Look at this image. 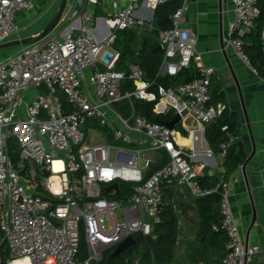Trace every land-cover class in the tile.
I'll return each mask as SVG.
<instances>
[{
  "label": "built area",
  "instance_id": "1",
  "mask_svg": "<svg viewBox=\"0 0 264 264\" xmlns=\"http://www.w3.org/2000/svg\"><path fill=\"white\" fill-rule=\"evenodd\" d=\"M35 1L0 0V44L21 38L17 15L31 11ZM77 1L79 7L86 8L83 0ZM168 1L128 0L105 19V28L98 23L93 26L95 18L88 11L64 12L58 26L69 20L79 25L24 45L0 63V264H81L82 232L89 254L83 264H92L125 238L152 234L162 221V184L166 180L187 186L197 197L217 191L200 187L197 178L202 175L176 142L178 130L136 114L132 102H156L158 113L173 108L183 121L191 117L202 129L225 109L223 104H211L215 70L203 64L189 29L181 26L188 0L171 16L172 27L159 32L164 50L159 75L176 76L190 69L195 60V78L177 87L157 84L153 89L154 83L145 79L141 66L131 64L129 78L136 89L124 93L122 82L127 76L116 69L121 57L114 48L118 31L154 28L153 18L140 16L138 9L146 3L154 10ZM231 1L234 16L228 44L251 66L248 43L240 31L255 29L261 14L258 0ZM261 39L264 51V25ZM61 94L70 110H66ZM126 99L133 109L130 117L115 107ZM95 121L122 144H86L91 129L102 130L93 125ZM133 133L144 135L149 145L135 147ZM11 139L19 150L16 162L9 151ZM227 147L222 144V158ZM161 150L167 151L170 161L145 179L146 155ZM208 153L212 155L211 150ZM121 181L134 184L128 201L113 199L115 191H104L115 182L121 191ZM221 185V228L229 238L221 264H248L262 252L261 247L243 237L227 185L223 180ZM46 194L51 198H45ZM118 208L120 216L115 213Z\"/></svg>",
  "mask_w": 264,
  "mask_h": 264
},
{
  "label": "crops",
  "instance_id": "2",
  "mask_svg": "<svg viewBox=\"0 0 264 264\" xmlns=\"http://www.w3.org/2000/svg\"><path fill=\"white\" fill-rule=\"evenodd\" d=\"M83 1L86 8L79 7L77 0H69L65 13L68 14L74 9L83 13L88 11L95 18L93 26L98 23L101 28H105V19L112 15L116 6L123 7L128 0ZM57 4V0H36L31 11L20 12L17 15V21L23 25L26 32L24 35L21 34V37L34 36L40 33L56 14ZM156 9L150 10L145 3L138 9V14L152 17L155 25ZM233 9L234 4L231 0H188L181 26L189 29L203 64L213 67L215 70L210 86L212 99L214 96L218 100L217 104H223L229 112H233L239 117V131L236 135L230 136V144L241 143L246 153V160L231 174L225 173L224 158L220 153L212 152V155H209L208 150L211 149L205 137V128L202 129L195 122L193 126H186L183 122L181 123L189 133L188 136H184L178 131L176 142L184 148L185 156L195 168L200 170L201 175H204L205 172L210 175H223L232 210L243 237L248 243L259 245L262 250L248 264H264V78L258 74L252 65L249 66L241 60L235 49L228 44V29L234 16ZM48 13H51V16L44 26L31 30L37 22L48 17ZM167 18H171V16ZM71 21L69 26L79 25L78 21ZM76 32L75 30L72 33ZM248 32L250 31L242 29L240 35L243 37ZM97 35L99 36L98 33ZM196 66L198 67V63L194 60L190 69L192 73L197 72ZM161 102L164 105L167 104L165 100ZM188 118L190 117L186 119ZM91 133L100 138L98 142L94 143L109 140L102 130L91 129L88 134ZM133 135L137 140L133 143L135 147L149 145L144 140V135L137 133H133ZM86 144L93 143H89L87 138ZM160 156L159 151L146 155L143 164L145 175L151 165L159 160ZM225 174L226 176H224ZM173 188L175 198L180 205H187L184 206L186 210H178L179 214L186 216L187 213L194 211L189 206L192 199L189 188L178 183L173 184ZM181 215L179 217L180 235L187 229L195 232L197 224L182 225ZM196 235L197 231L188 245L194 244Z\"/></svg>",
  "mask_w": 264,
  "mask_h": 264
},
{
  "label": "trees",
  "instance_id": "3",
  "mask_svg": "<svg viewBox=\"0 0 264 264\" xmlns=\"http://www.w3.org/2000/svg\"><path fill=\"white\" fill-rule=\"evenodd\" d=\"M184 0H169L161 4L156 9L155 25L152 29L134 30L126 29L118 31L114 48L120 51L121 57L117 63V70L126 73V79L122 82V91L132 92L136 89V84L129 78L130 65L138 64L144 70V77L147 81L154 83L153 89L157 84L165 87H177L180 84L191 81L196 77L197 72H191L185 69L176 76L158 75L162 66L164 50L160 49L159 32L163 29L172 27L173 22L168 16H172L180 8ZM261 14L256 21V27L246 33L243 38L248 42L246 53L250 58L251 65L257 70L258 74L264 78V51L262 47L261 28L264 25V0H258ZM61 99L66 107L70 110L66 97L61 94ZM214 96L211 104H217ZM135 112L138 115L146 117L150 122L167 123L171 122L177 116L173 108L165 112L158 113L155 111L156 102L142 99L132 100ZM115 107L126 117L132 114V105L130 100L117 102ZM93 125L101 128L105 134H108L105 128L98 125L95 121ZM176 129L184 136H188V131L182 124H178ZM239 131V117L226 108L213 121L205 124V137L214 153H222L224 150L222 144H228L223 166L225 173L231 174L246 160L244 147L239 142L230 144V136L236 135ZM112 136V134H108ZM9 151L14 162L19 160V150L14 139L9 142ZM161 154L159 160L151 165L145 175L149 178L154 172L166 165L170 157L166 150L159 151ZM81 176V172L79 173ZM226 176V174L224 175ZM200 187L203 190L217 189L208 195L197 197L192 193L190 207L197 213L199 219L197 222V235L194 244L187 248L185 257L180 261L177 259V246L180 237V220L178 210H186L184 206L175 198L173 184L177 181H165L162 184V221L154 226L150 236L137 237L136 242L128 249L123 251L120 256H112L115 247L105 251L100 261L92 264H221L228 250L227 245L229 238L227 233L221 228L222 213V174L210 175L205 172L204 175L197 178ZM134 184L121 181V191L113 195V199L128 201L132 197ZM191 192V191H190ZM110 197L111 194H105ZM159 248L160 253L155 255V249ZM88 249L84 233L81 235V245L78 258L81 264L88 259Z\"/></svg>",
  "mask_w": 264,
  "mask_h": 264
},
{
  "label": "water",
  "instance_id": "4",
  "mask_svg": "<svg viewBox=\"0 0 264 264\" xmlns=\"http://www.w3.org/2000/svg\"><path fill=\"white\" fill-rule=\"evenodd\" d=\"M68 1L69 0H61L56 14L54 15V17L50 20V22L45 26V28L40 33H38L37 35H34V36L16 38V39H12L10 41L1 43L0 49L11 47V46H18V45H20V46L30 45V44H34V43H37V42L43 40L50 32L54 31L57 28V26L59 25L60 20H61L64 12L66 10ZM159 48L162 49L163 47L160 46ZM182 122L186 126H193L195 124L194 120L191 117L188 119H185L183 121L182 115L180 113H178L173 121L167 122V123H165V125L171 129H176L178 124H181ZM205 143H206V140H205ZM45 174H48V173L46 172ZM104 191L105 192L115 191L118 193L120 191L119 182H115L112 185L106 186L104 188ZM44 197L47 199L51 198V196L49 194L44 195ZM45 214L48 215V210L45 212ZM137 237H143V236H142V234H139L136 237L129 236V237L125 238L120 244H118L115 247L112 256L113 257L114 256H120L123 251L128 249L131 245H133L136 242ZM159 253H160V249L156 248L155 249V255H157Z\"/></svg>",
  "mask_w": 264,
  "mask_h": 264
},
{
  "label": "rangeland",
  "instance_id": "5",
  "mask_svg": "<svg viewBox=\"0 0 264 264\" xmlns=\"http://www.w3.org/2000/svg\"><path fill=\"white\" fill-rule=\"evenodd\" d=\"M60 2L61 0H57V9L60 5ZM48 17H46L45 19L43 20H40L39 22H37L32 28L31 30L35 29V28H38V27H43L44 24L48 21V18L51 16V13H48L47 14ZM50 22V21H49ZM48 22V23H49ZM71 20L67 21L65 24H63L62 26H58L54 31L50 32L45 38L44 40L46 39H49L51 36H53L54 34L57 33V31H59L60 29H65L67 26H69L71 24ZM34 23V22H33ZM47 23V24H48ZM46 24V25H47ZM45 25V26H46ZM22 26V32L20 33V35H24L26 34L25 30L23 29V25ZM44 26V28H45ZM43 28V29H44ZM30 31V29H29ZM22 49V46L18 45V46H11V47H7V48H2L0 49V63L5 61L6 59L16 55L17 53H19ZM92 120H90L89 124L86 126V128H88L91 124ZM92 134V133H91ZM89 135L88 136V142L89 143H94V142H98L99 141V137H96L94 136L93 134L92 135ZM108 134H111L110 132H108ZM107 135V139H109L107 142L110 143V145L112 144H122L121 141H117L116 139H114L113 135L110 136V135ZM117 200H120V199H117ZM116 215L120 216V208L116 209L115 211ZM188 219H193V220H188ZM198 215L195 211H191L189 213H187V215H181V223L182 225H185V226H188V225H191V224H197L198 222ZM184 228V227H183ZM197 231V229H196ZM195 231V232H196ZM194 230H191L189 231L188 229L186 231H184L180 237H179V242H178V246H177V259L180 261L181 259H183L185 257V254H186V251H187V248L190 246V244L188 245V243L191 241L190 239L193 238L192 236L194 235ZM105 253V252H104ZM104 256V254H103ZM5 257V256H4Z\"/></svg>",
  "mask_w": 264,
  "mask_h": 264
},
{
  "label": "bare ground",
  "instance_id": "6",
  "mask_svg": "<svg viewBox=\"0 0 264 264\" xmlns=\"http://www.w3.org/2000/svg\"><path fill=\"white\" fill-rule=\"evenodd\" d=\"M60 163L59 162H56V165L58 166Z\"/></svg>",
  "mask_w": 264,
  "mask_h": 264
}]
</instances>
